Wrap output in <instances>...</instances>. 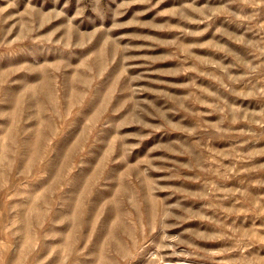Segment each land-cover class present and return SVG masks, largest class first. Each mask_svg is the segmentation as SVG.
Listing matches in <instances>:
<instances>
[{"label":"rangeland","instance_id":"obj_1","mask_svg":"<svg viewBox=\"0 0 264 264\" xmlns=\"http://www.w3.org/2000/svg\"><path fill=\"white\" fill-rule=\"evenodd\" d=\"M0 264H264V0H0Z\"/></svg>","mask_w":264,"mask_h":264}]
</instances>
